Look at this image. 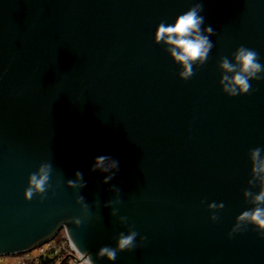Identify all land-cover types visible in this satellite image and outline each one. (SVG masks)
I'll list each match as a JSON object with an SVG mask.
<instances>
[{
    "label": "water",
    "instance_id": "1",
    "mask_svg": "<svg viewBox=\"0 0 264 264\" xmlns=\"http://www.w3.org/2000/svg\"><path fill=\"white\" fill-rule=\"evenodd\" d=\"M197 5L212 47L182 78L155 33ZM241 46L264 66V0H0V256L64 226L91 264H264V229L240 219L264 208V71L225 90ZM101 155L117 167L90 171Z\"/></svg>",
    "mask_w": 264,
    "mask_h": 264
},
{
    "label": "clouds",
    "instance_id": "2",
    "mask_svg": "<svg viewBox=\"0 0 264 264\" xmlns=\"http://www.w3.org/2000/svg\"><path fill=\"white\" fill-rule=\"evenodd\" d=\"M199 10V5H197L177 16L171 24L166 25L164 22H161L157 26L155 33V40L157 42L163 40L166 44L172 46L173 50L171 51V55L183 68V71L180 73L182 78L193 75L192 63L205 60L212 47L207 36L200 34V26L203 23V17L198 15ZM204 32L212 34L211 28H205ZM234 59L239 65V71L232 76L230 81L231 87H226L225 90L233 95L236 94L235 89H239L240 92L246 93L250 89L249 79L255 77L256 73L264 71V66L258 62L257 52L244 46L236 49ZM220 66L226 72L234 71V65L230 64L226 59L221 62ZM224 79H227V77ZM259 154V148L252 151L251 156L253 161L256 160ZM117 163V161L108 156H97L93 161L90 171L99 170L107 173L111 169H115ZM48 171V166L44 165L39 169L37 174H33L29 177L30 187L25 192L26 198H31L34 190L37 192H43L45 190V184L49 178ZM253 172L260 173L261 179L264 180V160H261L259 165L253 167ZM75 176L77 180H80L82 178V173L77 172ZM111 178V175H107L103 182L107 183ZM68 184L70 187L78 186L74 181H68ZM79 186L83 187V184ZM254 199L258 203L264 201V190H262L259 195L255 196ZM209 207H213V205ZM240 219H247L258 228L264 229V208L256 207L250 212L246 211L242 213ZM136 235L137 233L135 231L130 232L126 236L121 235L117 240L115 250L105 247L100 249L99 255L106 256L109 260H115L116 251H123L131 248Z\"/></svg>",
    "mask_w": 264,
    "mask_h": 264
},
{
    "label": "built area",
    "instance_id": "3",
    "mask_svg": "<svg viewBox=\"0 0 264 264\" xmlns=\"http://www.w3.org/2000/svg\"><path fill=\"white\" fill-rule=\"evenodd\" d=\"M68 238L65 227L61 226L49 240L33 247L34 252L2 255L0 264H58L64 256L68 257V264H91Z\"/></svg>",
    "mask_w": 264,
    "mask_h": 264
},
{
    "label": "rangeland",
    "instance_id": "4",
    "mask_svg": "<svg viewBox=\"0 0 264 264\" xmlns=\"http://www.w3.org/2000/svg\"><path fill=\"white\" fill-rule=\"evenodd\" d=\"M34 250H35L34 248H31V249L27 250V252L32 253V252H34Z\"/></svg>",
    "mask_w": 264,
    "mask_h": 264
}]
</instances>
